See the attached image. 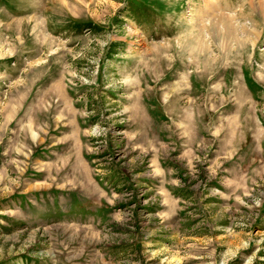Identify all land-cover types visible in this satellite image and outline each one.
I'll return each mask as SVG.
<instances>
[{"label":"rangeland","instance_id":"374dc122","mask_svg":"<svg viewBox=\"0 0 264 264\" xmlns=\"http://www.w3.org/2000/svg\"><path fill=\"white\" fill-rule=\"evenodd\" d=\"M255 1L0 0V264H264Z\"/></svg>","mask_w":264,"mask_h":264},{"label":"bare ground","instance_id":"6f19581e","mask_svg":"<svg viewBox=\"0 0 264 264\" xmlns=\"http://www.w3.org/2000/svg\"><path fill=\"white\" fill-rule=\"evenodd\" d=\"M253 3H254V1H252ZM256 2V1H255ZM249 3H251V2H249ZM256 4H257V6H258V8H259V10H261V9H263V7H264V0H257V2H256ZM252 5H254L255 6V4H252ZM251 5V6H252ZM249 7V6H248ZM260 12V11H259ZM264 14V13H263ZM253 20V19H252ZM255 21V20H254ZM227 23V22H226ZM230 26V25H229ZM229 26H225V32H227V34L229 35V36H234V31L229 27ZM251 27L250 28H253L252 30L254 31V28H255V26H254V24H252V25H250ZM234 29V28H233ZM240 29H241V27H240ZM244 30H249V31H251V29H245V27L243 26V29H242V31H244ZM226 34V33H225ZM237 36V35H236ZM235 38V37H234ZM233 38V39H234ZM247 39V38H246ZM201 45V44H200ZM199 45V46H200Z\"/></svg>","mask_w":264,"mask_h":264}]
</instances>
